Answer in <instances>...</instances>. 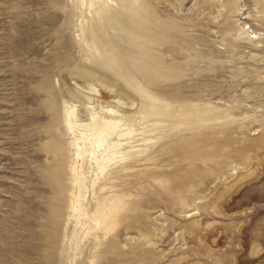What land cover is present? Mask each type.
Segmentation results:
<instances>
[{
    "label": "rangeland",
    "instance_id": "rangeland-1",
    "mask_svg": "<svg viewBox=\"0 0 264 264\" xmlns=\"http://www.w3.org/2000/svg\"><path fill=\"white\" fill-rule=\"evenodd\" d=\"M143 11L178 26L160 37L171 49L95 28L79 0H0V264L113 261L104 235L81 240L71 212L87 200L74 197L66 122L89 123L92 108L164 126L124 194L139 204L115 264H264V0H149ZM145 56L163 59L157 80L133 68ZM192 165L203 178L183 189L177 174H152Z\"/></svg>",
    "mask_w": 264,
    "mask_h": 264
},
{
    "label": "bare ground",
    "instance_id": "bare-ground-1",
    "mask_svg": "<svg viewBox=\"0 0 264 264\" xmlns=\"http://www.w3.org/2000/svg\"><path fill=\"white\" fill-rule=\"evenodd\" d=\"M148 2L149 0H79L81 10H89V13L94 16V20L97 22L95 28L103 26L104 29L102 30H106L107 27H112L134 44H138V40L146 37L153 44V47L165 45V50L171 49L170 44L172 42L167 40L165 42L164 40L165 44H163L160 37L172 36L176 31L178 32V26L173 20H157L153 14L154 11L151 16L143 13ZM155 8L160 11L159 7ZM148 17L151 21H145ZM230 27H233L232 24ZM123 54L126 58L127 54ZM162 60L159 56L155 58L145 56L140 59V62L134 59L132 66L145 78L143 80L149 82L158 79ZM126 70H129L128 66L124 67L125 72ZM106 114L112 116L115 111L108 109ZM179 123L176 122L175 124ZM197 123L186 121L180 125V128L184 132H189L196 129L195 124ZM134 126L136 125L123 123L122 120L100 117L94 108L91 109L89 123L79 124L76 120L66 122V128L72 136V145L75 148L74 156L78 164L77 169L71 168L74 197L76 201L82 200L84 202L87 200L86 206H83L84 203L72 205L71 212L73 217H77V227L81 232V240L97 239L99 235H104L106 241L102 243L98 241L97 244L103 248L99 252L103 251L113 259L107 264H115L116 256L119 254V238L124 232L131 233L136 223L135 209L139 201L126 198L124 195L132 187H135L133 182L139 177L135 167L141 162L151 160L154 151L151 150L150 146H154L158 141H154L149 135L164 128L161 124H150L145 118H140L138 121V127L143 126L142 128L136 129ZM149 127L151 128L149 129ZM81 128H87V131L80 130ZM255 144H264V135L257 139ZM190 146L195 147L197 144L194 142ZM56 152L61 156L59 175L55 179L59 183L60 178L62 179L64 175L63 161L65 157L60 150ZM195 157L197 160V154ZM152 174H177L176 185L182 189L193 182L195 178H203V174L197 165H192L185 171L179 166L173 170H153ZM224 182H227V179H224ZM89 184L90 186H88ZM201 206V204L197 205L199 211L202 209ZM212 215L215 213L211 212ZM127 216H134L135 218L124 223ZM191 216L195 217L196 213L191 214ZM210 225V228L213 227L212 224ZM202 226L198 222L195 225L197 228H188L189 233L199 234V228L202 229ZM262 238H264V227ZM200 249L190 247L187 252L192 254L195 250L202 251ZM262 261L264 260L262 259Z\"/></svg>",
    "mask_w": 264,
    "mask_h": 264
}]
</instances>
